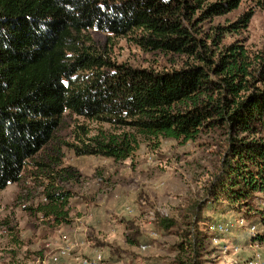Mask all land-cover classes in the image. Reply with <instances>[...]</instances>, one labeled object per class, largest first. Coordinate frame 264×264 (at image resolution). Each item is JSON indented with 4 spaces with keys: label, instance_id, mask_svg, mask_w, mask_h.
Instances as JSON below:
<instances>
[{
    "label": "trees",
    "instance_id": "1",
    "mask_svg": "<svg viewBox=\"0 0 264 264\" xmlns=\"http://www.w3.org/2000/svg\"><path fill=\"white\" fill-rule=\"evenodd\" d=\"M242 1L0 0V190L20 181L65 112L117 129L86 132L73 146L76 157L115 162L141 145L156 151L164 139L183 143L218 129L223 153L177 246L190 257L175 262L203 264L199 224L205 230L214 222L206 211L232 213L256 227L252 244L264 243V45L252 50L242 35L251 12L221 22ZM89 30L179 62L167 69L117 64ZM69 195L45 194L38 211L52 227L70 223ZM156 221L160 232L176 227L159 214ZM138 240L128 234L131 246Z\"/></svg>",
    "mask_w": 264,
    "mask_h": 264
},
{
    "label": "rangeland",
    "instance_id": "2",
    "mask_svg": "<svg viewBox=\"0 0 264 264\" xmlns=\"http://www.w3.org/2000/svg\"><path fill=\"white\" fill-rule=\"evenodd\" d=\"M248 12L252 17L242 35L250 49L258 50L264 45V0H243L221 22L234 21ZM87 34L117 64L167 69L179 62L176 57L143 52L128 38L94 30ZM101 131L118 132L71 112L63 113L51 140L28 161L20 181L0 190V264H46L44 246L49 250L51 242H59L55 232L84 234L78 239V250L84 252L80 263L96 254L102 256V264H176L177 259H189V251L177 248L185 242L181 231L192 228L191 205L205 197L224 150L225 134L214 129L183 143L164 139L156 151L141 145L131 158L120 162L99 156L76 157L73 146L79 139H85L86 132L91 136ZM47 192L70 193L63 209L69 214L66 226L52 227L38 211L48 202ZM157 214L172 219L176 227L160 232ZM203 216H211L213 223L237 220L232 213L206 211ZM129 224L135 229L128 230ZM207 227L204 230L199 224L204 231L198 251L203 264H248L255 251L264 261V243L250 242L253 235L248 225L227 234ZM128 234L137 235V245L128 243ZM144 245L147 248L141 250Z\"/></svg>",
    "mask_w": 264,
    "mask_h": 264
},
{
    "label": "crops",
    "instance_id": "3",
    "mask_svg": "<svg viewBox=\"0 0 264 264\" xmlns=\"http://www.w3.org/2000/svg\"><path fill=\"white\" fill-rule=\"evenodd\" d=\"M58 235V243H52L47 250L44 246V256L46 264H80V255L83 254V251L78 250L79 241L84 234L80 232H55ZM65 244H73L71 251L67 255H61L60 249ZM52 247V248H51ZM51 248V249H50ZM54 251V253H53ZM48 255V256H47ZM92 255L91 257H93ZM44 258V257H43ZM90 258V257H89Z\"/></svg>",
    "mask_w": 264,
    "mask_h": 264
},
{
    "label": "built area",
    "instance_id": "4",
    "mask_svg": "<svg viewBox=\"0 0 264 264\" xmlns=\"http://www.w3.org/2000/svg\"><path fill=\"white\" fill-rule=\"evenodd\" d=\"M245 225V221L241 219L235 220H225V221H219L216 223L211 224L208 229L214 233L218 234H227L229 233L233 228H239L243 227ZM249 232L254 236L256 234V227L251 226L249 228ZM73 244H65L60 249L61 255H67L72 248ZM147 248L146 245L141 246V250H145ZM223 251H226V248L223 249ZM103 258L100 254H96L91 258H84L81 260L80 264H102ZM248 264H264V261L262 260L259 252H253Z\"/></svg>",
    "mask_w": 264,
    "mask_h": 264
}]
</instances>
